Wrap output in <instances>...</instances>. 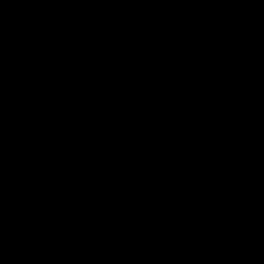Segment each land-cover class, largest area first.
<instances>
[{
    "label": "water",
    "instance_id": "95a60500",
    "mask_svg": "<svg viewBox=\"0 0 264 264\" xmlns=\"http://www.w3.org/2000/svg\"><path fill=\"white\" fill-rule=\"evenodd\" d=\"M0 264H264V0H0Z\"/></svg>",
    "mask_w": 264,
    "mask_h": 264
}]
</instances>
